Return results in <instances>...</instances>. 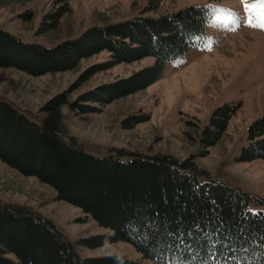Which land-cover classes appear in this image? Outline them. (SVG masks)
Instances as JSON below:
<instances>
[{"label":"trees","instance_id":"16d2710c","mask_svg":"<svg viewBox=\"0 0 264 264\" xmlns=\"http://www.w3.org/2000/svg\"><path fill=\"white\" fill-rule=\"evenodd\" d=\"M209 14L206 6L190 5L161 16L137 15L90 27L53 46L25 42L0 29V67L38 76L70 70L79 60L107 51L110 59L92 66L87 76L118 63L155 59L131 76L78 98L104 105L157 80L168 62L202 37ZM64 95H57L47 108L58 106ZM79 102L75 106L80 113L96 110ZM235 110L225 104L213 112L203 131L205 148L216 143ZM142 120L133 117L124 126ZM247 140L238 160L264 159V115L248 127ZM193 157L178 160L123 148H111L99 157L85 151L76 136L48 135L0 97V160L49 185L57 199L80 208L108 231L82 238L89 248L126 242L149 264H264V212L249 207L259 200L213 178ZM0 264L144 263L116 255L80 257L48 217L31 207L0 202Z\"/></svg>","mask_w":264,"mask_h":264},{"label":"rangeland","instance_id":"374dc122","mask_svg":"<svg viewBox=\"0 0 264 264\" xmlns=\"http://www.w3.org/2000/svg\"><path fill=\"white\" fill-rule=\"evenodd\" d=\"M258 0H0V29L25 42L53 46L93 26H104L137 15L161 16L186 6H206V31L184 55L168 62L147 87L101 105L79 102L99 85L131 76L152 65L151 56L118 63L86 76L109 60L102 51L79 60L66 71L33 76L14 67H0V97L38 123L48 135L78 137L85 151L102 157L111 148L178 160L193 157L215 179L250 192L259 201L250 209L264 212V159L239 161L248 142V127L264 115V30L256 24ZM248 5L246 10L245 6ZM153 7V8H152ZM235 14V23L229 16ZM83 76H86L83 78ZM64 95L55 108L49 103ZM91 104L80 113L75 104ZM225 104L236 107L216 143L202 145L203 131L213 112ZM133 117L143 118L125 127ZM127 122V123H128ZM202 151L206 154L202 155ZM203 179V178H201ZM0 202H11L48 217L73 244L80 257L125 256L149 264L129 243L89 248L80 240L108 233L80 208L56 198L49 185L25 176L0 160Z\"/></svg>","mask_w":264,"mask_h":264},{"label":"snow or ice","instance_id":"6c2138e0","mask_svg":"<svg viewBox=\"0 0 264 264\" xmlns=\"http://www.w3.org/2000/svg\"><path fill=\"white\" fill-rule=\"evenodd\" d=\"M256 6H258V7L261 8V10H262V11H261V14H260V16H259V18H258L256 24H253L252 19H249V20H248V23H249L250 25H252V26H256V27H259V28H261L262 30H264V0H258V3H257ZM245 8H246V10H247V9H248V5H246ZM229 16H230V18L233 19V22L235 23V22H236V21H235V14L232 13L230 10H229ZM249 211H251V210H249ZM260 256H261L262 258H264V252H262V253L260 254ZM253 264H262V261H261V260H255V261H253Z\"/></svg>","mask_w":264,"mask_h":264}]
</instances>
